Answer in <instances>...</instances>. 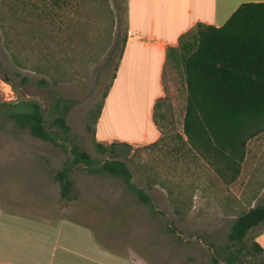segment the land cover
Here are the masks:
<instances>
[{
	"label": "rangeland",
	"instance_id": "obj_1",
	"mask_svg": "<svg viewBox=\"0 0 264 264\" xmlns=\"http://www.w3.org/2000/svg\"><path fill=\"white\" fill-rule=\"evenodd\" d=\"M126 27L124 0H0V199L9 197L10 182L18 190L42 187L66 203L55 176L76 144L98 165L124 161L132 184L151 196L141 202L123 177L71 164L68 193L77 196V217L89 220L107 247L129 252L135 264H264L256 247L264 222L232 248L228 241L235 219L264 201V132L246 142L234 179L224 167L216 171L183 132L181 64L168 54L163 96L151 110L156 58L149 63L133 45L122 58ZM58 94L72 106L70 130L57 143L5 114L4 102L36 100L48 124ZM108 133L137 140L98 136Z\"/></svg>",
	"mask_w": 264,
	"mask_h": 264
},
{
	"label": "trees",
	"instance_id": "obj_2",
	"mask_svg": "<svg viewBox=\"0 0 264 264\" xmlns=\"http://www.w3.org/2000/svg\"><path fill=\"white\" fill-rule=\"evenodd\" d=\"M187 34L189 38L180 43ZM182 37L178 48V44L167 48V56L171 54L184 73L187 97L183 132L216 171L222 173L224 167L234 179L240 171L246 142L264 132V1L241 3L222 25L198 23ZM3 105L8 118L42 140L57 143L59 134L66 138L70 130L66 117L72 101L61 94L51 98L48 124L36 100ZM71 155V162H66L55 176L61 197H66L71 185V164L80 162L92 166L93 173L123 177L141 202L151 203V196L129 180L130 172L121 159L98 165L76 144H72ZM262 222L264 201L235 219L228 234L229 247L241 242ZM256 247L264 251L259 244Z\"/></svg>",
	"mask_w": 264,
	"mask_h": 264
},
{
	"label": "crops",
	"instance_id": "obj_3",
	"mask_svg": "<svg viewBox=\"0 0 264 264\" xmlns=\"http://www.w3.org/2000/svg\"><path fill=\"white\" fill-rule=\"evenodd\" d=\"M264 0H124L126 33L123 56L131 45L156 58L157 91L163 96V70L167 48L198 23L220 26L244 2ZM151 137L155 126L149 119ZM101 139L130 142L113 133ZM147 136L143 131L139 139ZM9 197L0 199V264H135L129 252L107 247L89 220L77 217V196L67 193L66 203L54 202L42 187L18 190L9 182ZM260 246L264 249V240Z\"/></svg>",
	"mask_w": 264,
	"mask_h": 264
}]
</instances>
